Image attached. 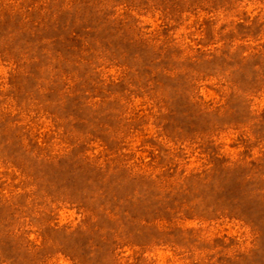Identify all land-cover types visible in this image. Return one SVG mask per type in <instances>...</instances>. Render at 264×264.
I'll return each instance as SVG.
<instances>
[{
	"label": "rangeland",
	"instance_id": "374dc122",
	"mask_svg": "<svg viewBox=\"0 0 264 264\" xmlns=\"http://www.w3.org/2000/svg\"><path fill=\"white\" fill-rule=\"evenodd\" d=\"M0 264H264V0H0Z\"/></svg>",
	"mask_w": 264,
	"mask_h": 264
}]
</instances>
